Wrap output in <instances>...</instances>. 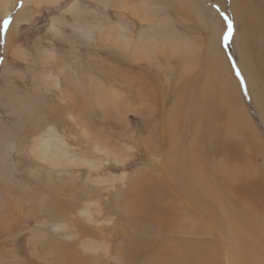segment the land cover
I'll return each mask as SVG.
<instances>
[{"label": "rangeland", "instance_id": "rangeland-1", "mask_svg": "<svg viewBox=\"0 0 264 264\" xmlns=\"http://www.w3.org/2000/svg\"><path fill=\"white\" fill-rule=\"evenodd\" d=\"M48 1L0 0V25L11 20L0 30V264H45L41 228L53 201L79 205L74 215L87 240L64 242L78 241L77 255L88 253V264H264V196L257 210L228 192L215 201L210 196L221 186L206 171L211 189L197 205L182 178L170 176L179 165L201 169L220 159L188 167L180 158L199 148L193 105L207 97L213 113L222 111L220 128L234 124L258 143L264 138L256 88L243 72L244 27L234 0ZM220 12L233 22L227 44ZM49 137L52 158L43 163L41 139ZM91 142L111 152L99 164ZM263 156L254 155V175L264 180ZM250 168L239 167L240 177ZM139 186L144 193L134 196L139 190L130 189ZM55 226L60 236L77 230Z\"/></svg>", "mask_w": 264, "mask_h": 264}, {"label": "bare ground", "instance_id": "bare-ground-1", "mask_svg": "<svg viewBox=\"0 0 264 264\" xmlns=\"http://www.w3.org/2000/svg\"><path fill=\"white\" fill-rule=\"evenodd\" d=\"M26 1H28V0H25V3H26ZM49 1H48V3H49ZM55 2H57V1L54 0L51 3H55ZM233 5H234L236 18L239 19V21L243 24V27H244L243 33L241 35V40H242L241 54L242 55L240 54L241 60H243V62L245 63L244 67L242 65L243 70H244L243 72H245V74H247L248 77H250L252 84H254V86L256 88V97L254 96L252 101L255 105V108L257 109V113L260 116L261 123H262L263 129H264V25H262V23H264V0H234ZM126 8H128V7H126ZM71 12H72V10H71ZM71 14H73V13H71ZM77 14H74V15L77 16ZM79 20H80V18H79ZM79 32H80V30H79ZM83 32L86 33V35L89 34V30L87 31V30L83 29ZM103 35H104V32H103ZM102 38H103V36H102ZM118 39H120V38H118ZM123 39H122V41H124ZM241 60H240V62L243 63ZM214 73H216V72H214ZM223 84L224 83H220V88L223 91L224 95L226 96V98L229 102L230 97L227 96L226 87L224 86L226 84H224V85ZM218 92H219V90H218ZM223 97H221V98H223ZM207 99H208V97L206 99H204V104H201L199 106L193 105L195 109H193L194 111L192 110L194 112L193 117L195 119L199 120V121L196 120L198 127H199V139H200L199 148L196 150V152L194 151L195 153H193V155L191 157L189 155L184 154L180 158H181V160L184 161V164L188 167L191 165H192L191 167H193V166L195 167L196 164L200 165V164L205 162L206 158L217 159L220 157V159L218 160V162L213 163V164L211 162L210 164L205 165L201 169L198 168V166L196 167L197 169L196 168L184 169V167H183L184 165H179V166H177L178 172L176 174H174L173 172H170V176L176 182H177L178 178H180V179L182 178L181 181H182L183 190L186 191L185 192L186 195L187 194L190 195L189 196L190 201H193L194 203H196L198 205L200 202H203L204 199L201 197L199 202H198L197 196H201L205 191L211 189L209 180L205 176L204 172L207 171L208 174H213L216 172L215 173V179L219 182L221 187H218V189L215 190L216 193L213 192L214 195L210 196L212 199H215V201H219L220 200V197H219L220 194L222 196H224L226 194V192H228V194H230L233 197L232 201L234 200L235 197H236V199H238V198L240 199V196H241L242 197L241 200L244 201L245 208H247V205H248L249 207H254L257 210V206H259L258 205L259 203L257 204V199L264 196V180L261 179L262 177L258 178L256 175H254L258 169L254 165V155L257 153V151L264 153V145H263L264 144V138L257 137V139H259V141H260V143H258V141L254 137L255 133H253L252 131H249L246 133L244 131H238V130H236V127L234 126V124H231V126H230V128H228V130L226 129V127L220 128V126L217 124L218 123L217 118L222 115V111L217 110L218 114L213 113V110L211 109V99H210V97L208 100ZM203 105H205V106H203ZM219 110H221V109H219ZM210 118H212V120ZM209 122L212 123V125L210 127V129L212 131L209 132L207 130L210 134H206L207 131L205 132L204 130H202L201 127H205V126L209 127L208 126ZM242 124H244V123H242ZM246 124H248V123L246 122ZM248 127H249V125H248ZM230 129L234 132H232ZM227 131L229 132V134H231V139L228 137L229 134L226 133ZM235 135L238 138H240L239 141L241 139H244V142L236 143ZM170 138H171V136H170ZM50 141H52L51 137H49L48 140H46V141L41 139V144L43 147H40V148H41L42 154L41 155L38 154V157H39L38 159L42 160V162L43 161L46 162V159H41V158H44L46 155L48 157L52 158V154L48 150V148L52 149V147H51L52 144L50 143ZM196 147H198V146H196ZM45 148H47V150ZM91 148H93V150H95L94 152H96L95 155L97 158L96 157L95 158L97 159L98 164H99L100 157H101V156L99 157V155H102V153L106 154V152L108 153V151L110 152V150L104 151L105 146L98 145L94 142L92 143ZM65 149H67V148H65ZM60 151H61V153H60V155L57 154L58 156H60L61 158L69 157L67 154L68 153L67 151H65V152H64V150L63 151L60 150ZM117 154L115 155V153L113 151L112 156H114V157L116 156V158H117ZM71 161H72V159H71ZM261 161H262V163L264 162V156L261 158ZM48 162H50V161L48 160ZM65 162L67 163V161H65ZM90 164H92V163H90ZM98 164H96L97 169L100 168V166ZM247 164L252 165V168H250L249 171L246 170V173L244 175H241V177H240L239 167H244ZM55 165H58V164H55ZM92 167L93 166H91V172H94L96 170L95 169L96 167H94V168H92ZM234 168L238 174H236V172L234 171ZM51 173H55V171H50L49 173H45L46 177H44V178L50 179ZM263 176H264V174H263ZM176 178H177V180H176ZM209 179L211 180V182H213L215 180L214 178H209ZM167 180H168V178L164 179L165 182ZM99 183L101 184V182H99ZM238 183H239V185L237 186ZM141 187L142 186H139L138 188L137 187H131L130 190H134V189L139 190V192L137 191L136 194H134L132 191H130V192L134 196L138 195V193H144L143 191H140ZM143 188H145V187H143ZM169 189H170V187H169ZM194 190H195V193L192 192ZM216 194H218V195H216ZM193 195L196 197H194ZM70 198H71V196H70ZM137 198H138V196H137ZM226 199H227V201L231 202L230 196H228ZM68 201H69V199H68ZM129 203H130V201H129ZM222 203L223 202H221V201H220V203L219 202L217 203V204H221V206L219 205V209H223L222 206H224V205ZM57 204L58 203L53 201V206L55 207L54 212L53 213L48 212L46 218L44 219L43 226L41 228L42 239H44V241L40 242V245H41L40 248H41V252L43 254L40 258V262H44L45 264H56V263L88 264V262H89L88 261L89 260L88 253L83 251L81 255H77V250H78V247L80 246V243L78 241L64 242V240H66V239H68V240L86 239L87 240V236H85L83 234L84 232L82 231V229L77 226V220L76 219L79 216L74 215V211H76V209H77L76 207L79 205H76L77 203L75 201H71V203H69V204L66 203L67 205L65 204L64 208H62L61 206H57ZM233 204L236 206L235 201L233 202ZM90 205H92V204H90ZM80 206H82V205H80ZM166 206H167V204H166ZM161 211H163V210H161ZM168 211L169 210H167V211L165 210V212H167V213H168ZM139 212H140V210H139ZM154 213H155V211H154ZM225 213L227 214V212H225ZM225 213H223V214H225ZM243 214H245V213H243ZM165 215H167V214L165 213ZM174 215H173V217H174ZM82 216L86 217L87 220L90 217L88 212H83ZM243 216H245V215H242V217ZM163 217H164V213H163ZM138 218H140V217H138ZM165 219H167V218H165ZM248 220H249V222L253 221V219L252 220L248 219ZM246 221H247V219H246ZM58 223L65 224L66 228L69 225H71V227L77 228V230L75 233H65L64 232L63 235L60 236V234L57 232V226H55ZM52 225L54 227H56V229H51ZM248 225H250V224H248ZM48 230H51V232ZM61 237H64V239H61ZM139 238H138V240L136 239L137 240L136 244L139 247H145L146 245L148 246L147 242L144 239H139Z\"/></svg>", "mask_w": 264, "mask_h": 264}, {"label": "snow or ice", "instance_id": "snow-or-ice-1", "mask_svg": "<svg viewBox=\"0 0 264 264\" xmlns=\"http://www.w3.org/2000/svg\"><path fill=\"white\" fill-rule=\"evenodd\" d=\"M217 11L218 12L220 11L218 6H217ZM220 15L223 16L224 20L227 22V34L224 36V42H225V44H227L229 41V38L233 35V31H234L233 22L223 12H220ZM10 23H11L10 19L5 20L3 22V24L0 25V30L6 32ZM229 59H231V57H229ZM0 63H3L2 58H0ZM233 67L234 68L236 67L235 62H233ZM236 76L240 78V83L243 85L244 84V78L241 76L239 69H236ZM245 95H247L246 89H245Z\"/></svg>", "mask_w": 264, "mask_h": 264}]
</instances>
